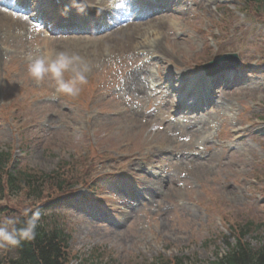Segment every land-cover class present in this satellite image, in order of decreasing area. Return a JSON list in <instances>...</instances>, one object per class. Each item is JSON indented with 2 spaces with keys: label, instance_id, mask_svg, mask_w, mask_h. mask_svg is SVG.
Listing matches in <instances>:
<instances>
[{
  "label": "rangeland",
  "instance_id": "obj_1",
  "mask_svg": "<svg viewBox=\"0 0 264 264\" xmlns=\"http://www.w3.org/2000/svg\"><path fill=\"white\" fill-rule=\"evenodd\" d=\"M89 1L60 5L82 16L95 13L105 27L96 34L54 32L44 21L30 19L27 30L16 34L5 20L0 23V151H11V168L50 172L62 166L70 175L64 191L47 188L41 198L21 193L0 199V257L14 255L12 226L19 216L41 212L71 234V264H151L162 254L207 261L225 253L226 236L234 242L231 228L249 221L262 224L246 238L259 244L264 237V0L167 4L168 10L149 16L158 23L135 38L134 50L122 35L100 43L118 12L143 19L141 8L131 9L134 0ZM19 3L0 0V10L22 15ZM162 19L166 23L160 25ZM149 37L163 55L147 50ZM227 53L239 54L235 75L250 70L254 89L226 86L228 106H204L208 117L202 124L190 112L189 99L181 112L167 110L169 92L157 88L164 73L170 87L179 73L193 88L205 74L202 65ZM136 73L149 89L143 100L128 95ZM128 110L151 120L142 129L128 126ZM146 180L155 184L154 199L139 198L146 194Z\"/></svg>",
  "mask_w": 264,
  "mask_h": 264
},
{
  "label": "trees",
  "instance_id": "obj_2",
  "mask_svg": "<svg viewBox=\"0 0 264 264\" xmlns=\"http://www.w3.org/2000/svg\"><path fill=\"white\" fill-rule=\"evenodd\" d=\"M251 0L248 1L249 4ZM11 151H0V199L5 194L41 198L46 189L64 191L69 176L62 166L50 172L33 170L29 166L12 167ZM42 187V188H41ZM49 220H53L49 221ZM262 230V224L249 221L238 228H231L234 242L224 238L227 250L207 261L185 256L172 258L159 255L151 264H264V237L259 244L246 238L251 232ZM14 255L0 257V264H71V234L46 212L20 215L12 226Z\"/></svg>",
  "mask_w": 264,
  "mask_h": 264
},
{
  "label": "bare ground",
  "instance_id": "obj_3",
  "mask_svg": "<svg viewBox=\"0 0 264 264\" xmlns=\"http://www.w3.org/2000/svg\"><path fill=\"white\" fill-rule=\"evenodd\" d=\"M30 1L32 2L33 6H36L35 7L36 10L40 7L42 2L45 4H48L49 7L54 6V8H57V0H30ZM61 1L63 2V0H61ZM104 1H108V0H104ZM118 1H124V0H114V2H118ZM210 1H212V0H210ZM89 2H91V0ZM157 2H158V0H134L133 1V4L131 5V9L135 11L136 9L141 8L139 10L143 11L142 14L140 15V19L141 18H143V19H141L140 21H136L135 20L136 17H132L133 16L132 13H128L125 11L124 12H118L120 9L117 7V4L115 3L114 5H116V7H114L113 9H114V11L116 9V12H118V16L115 17L117 23H115V25H113L112 28H108V31H109L107 33L108 38L103 39V36H104L103 35L101 37L102 40L100 43H104V42L108 41L109 38H111L113 35H115L117 37L122 35L126 39V41L124 39V41L127 43L126 46L129 45L128 50H131V49L134 50V48H135L134 45H136V42H137V41L135 42V38H137L139 35H143L142 31L146 27L149 28L150 26L152 27L153 24L158 23V22H155V19L157 17H155L153 19L152 17H149V16L152 14H155V13H163L164 11H166L164 9H166L167 4H165V3L158 4ZM181 2H182V0H174L173 5L174 6H176V5L180 6ZM122 4H123V2H122ZM103 5H105V4H103ZM58 15L61 16V13H59ZM27 19L32 20V17H30L28 14L18 15V16L11 15L10 13L2 12L0 10V23L2 24L3 21L5 20L4 22H7V26L9 28L14 29V32L16 34L20 31L27 30V27H28L27 25H30V23L27 22ZM65 19H66V17H65ZM50 22H52V21H50ZM76 22L77 21H74V24L70 23V22H68L66 24H69V25L71 24L73 27H75L76 28L75 32H77V31L85 32V30H79L81 28ZM165 23H166L165 19L164 20L162 19L160 21V25L161 24L163 25ZM91 29L94 30V27H91ZM88 31L89 30H86V32H88ZM93 32H95V31H93ZM83 38L85 40H92L88 36L83 37ZM83 38L80 40L81 45H82V41H84ZM96 38H97V36H96ZM144 40L146 41L145 42L146 45L152 46L154 51L152 50V48L147 49V50H150L151 53L155 52V53H160L161 55L164 54V53H162V50L160 48V44L158 42L156 43V42H154V40L151 41L150 37L147 39H144ZM98 47H100V44L95 46L94 51H98L99 50ZM93 48H94V46H93ZM147 50H146V52H148ZM140 53L144 54L145 50H143L142 48H139V54ZM221 57H222V55H221ZM239 67H240V64H238V68ZM236 74H239V73H236ZM251 74H252V72L250 70H248V72H246V75H244V76L243 75H235L231 78L230 76H228V75H232L230 73V74H223L225 76H217V77H214L212 79H207L206 78L207 76L201 75L199 79H195L191 83L194 86L193 88H195V89L192 90V86H191L190 90H187L186 86H187L188 80L184 79L182 77V75L180 76L179 73H175V75H178V76L176 79V85L173 88V87H170L169 85H167V80L169 79L170 75H166L164 73V79H161L160 84L158 85L157 88H158V91H160V93H162L164 91L169 92L167 94V99H166V101L168 102V106H169V107H167V110H170L171 108H176V110L178 112H181L185 106V101L190 99L191 98L190 96H193L196 100L194 103L190 102V107H191L190 112L198 114V117H194V119L195 120L199 119L197 121H201V120H204L203 118L208 117L207 114L202 113V112L207 110L206 108H204V106H206L208 108H221V107L224 108V107L228 106V104H226V102H225L226 98H224V97H227L226 92H225L226 86L231 87L235 91L240 90V89L245 90V91L254 89V84L256 85L257 82L250 77ZM146 76H147V81H148L149 75H146ZM132 80H133V88L134 89H131L129 91L128 95L130 94V96L132 95V96H134V98H136V99L140 98L142 100H143V97H148L149 96L148 95L149 89L146 88L144 90L145 86H143V83L140 82L141 74L133 75ZM150 85H153V83H150ZM215 86H216V88H214ZM149 88H150V86H149ZM159 89H161V90H159ZM184 89L186 91H183ZM182 91L184 93H182ZM188 91H190L189 92L190 95L187 94ZM192 91L193 92L195 91V92L191 93ZM211 93H212V95L214 94L216 96L214 99H213ZM124 94H126V93H124ZM176 94L177 95L181 94L179 100H177ZM124 98H126V95H124ZM161 103H162V105L164 104L163 100ZM229 109H230V107H229ZM122 110L127 111V109H125V108H122ZM129 110H130V108H129ZM129 110H128V112H129ZM134 111H137V110H134ZM129 113L130 114H128V116H130V117H129V120L127 122L128 126H135V127L142 129V126H144L145 124H147L151 120V118L147 117V115L140 114L139 112H138V114L134 113V112H129ZM171 120H173V119H171ZM200 123L202 124L203 122L201 121ZM161 130L162 129H160V127H159L156 129V131L153 132V134H154V136H156V138H157V136H159V132ZM145 169L151 171L152 168H150V166H147ZM153 176L158 177V175H156L155 173H153ZM156 181L160 182V179H157ZM144 184H146V187H147V188L146 187L144 188L146 194L142 195V197H139V198L140 199H154L153 197H156V195H157L156 191L153 188V186L155 184H152L151 180H146L144 182ZM139 198H137V200Z\"/></svg>",
  "mask_w": 264,
  "mask_h": 264
},
{
  "label": "water",
  "instance_id": "obj_4",
  "mask_svg": "<svg viewBox=\"0 0 264 264\" xmlns=\"http://www.w3.org/2000/svg\"><path fill=\"white\" fill-rule=\"evenodd\" d=\"M230 59L237 60V54H226V55L222 56L219 60H216V61L208 64L207 66L209 67L211 65H216V64H219V63H221L223 61H227V60H230Z\"/></svg>",
  "mask_w": 264,
  "mask_h": 264
}]
</instances>
